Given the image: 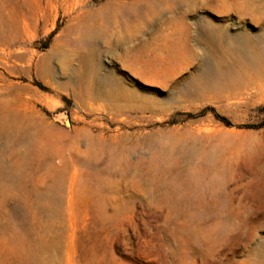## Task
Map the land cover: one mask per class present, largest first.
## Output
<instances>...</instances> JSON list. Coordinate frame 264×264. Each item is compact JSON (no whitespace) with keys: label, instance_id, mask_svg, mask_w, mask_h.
Masks as SVG:
<instances>
[{"label":"rangeland","instance_id":"374dc122","mask_svg":"<svg viewBox=\"0 0 264 264\" xmlns=\"http://www.w3.org/2000/svg\"><path fill=\"white\" fill-rule=\"evenodd\" d=\"M129 2L0 0V93L49 136L25 186L66 197L81 162L69 210L3 182L0 264H264V0H151L87 60L69 6Z\"/></svg>","mask_w":264,"mask_h":264},{"label":"bare ground","instance_id":"6f19581e","mask_svg":"<svg viewBox=\"0 0 264 264\" xmlns=\"http://www.w3.org/2000/svg\"><path fill=\"white\" fill-rule=\"evenodd\" d=\"M150 2L151 0H130L129 3H124L125 6L122 9L112 10L110 7H103L94 13L85 11V16L82 12V6L79 5L80 3L70 5L69 11L75 15L74 20L80 22L78 33L81 35V41L78 45L86 50V59L91 60L99 55L97 42L100 39H104L106 45L109 46L113 52H122L126 48H131V39L135 36L138 29V25L135 22L143 18L149 19V8L141 9V4H150ZM122 14H127L129 18L133 20V22L131 21L125 25V34L123 33V27L118 22V18ZM211 38L218 42L217 37L211 35ZM221 38L228 43L231 41L229 37L222 36ZM92 73L94 76L97 75V71ZM0 82L6 83L7 80H4V78L0 76ZM104 82H106L105 84L107 86L112 88L113 82L111 76H107ZM238 84L242 85L241 82H238ZM8 85L12 86L13 84L8 83ZM97 85L95 79L89 82L88 90L91 95ZM108 96L115 97L113 92H108ZM35 119L36 117L28 116V104L25 101L22 99L19 100L18 97L13 98L0 93V142L2 148L9 154L11 153L7 161L5 157H3L0 162V189L4 188L3 182L15 184L24 189L26 197L33 198V202L38 207L39 201L46 199L51 203L56 202L51 198L57 196V199H64L66 201L69 210L74 199V184L77 181V169L75 165L79 164L80 161L72 160L70 163L61 162L62 167L68 175L67 181L69 185L66 197H61V195L56 192L58 189L60 192L62 191V194L64 193L65 186L61 181L58 186L49 190L47 193L49 198H45L46 196L44 193L46 192L42 191V189L36 185H31L29 187L25 186V182L32 178L34 166L40 167L43 165L39 157L44 149H40L38 143L45 139H49L47 132L44 129H40ZM31 146L32 148H30ZM21 153L23 154L21 161H13L12 157ZM9 161H11L10 164L8 163ZM14 170H18L19 174H13ZM8 192L9 191L4 193L3 196L10 195Z\"/></svg>","mask_w":264,"mask_h":264}]
</instances>
